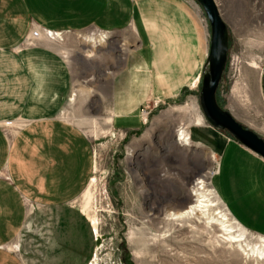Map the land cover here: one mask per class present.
I'll use <instances>...</instances> for the list:
<instances>
[{
  "label": "rangeland",
  "instance_id": "rangeland-1",
  "mask_svg": "<svg viewBox=\"0 0 264 264\" xmlns=\"http://www.w3.org/2000/svg\"><path fill=\"white\" fill-rule=\"evenodd\" d=\"M188 1L209 51V22ZM215 1L230 33L218 103L264 137V0ZM133 28L34 27L23 43L50 46L67 61L73 81L60 117L87 136L93 170L76 200L30 215L16 252L25 264H264V235L244 226L215 188L222 141L231 137L206 121L201 82L179 98L146 103L138 128L113 126V78L140 46Z\"/></svg>",
  "mask_w": 264,
  "mask_h": 264
},
{
  "label": "crops",
  "instance_id": "crops-1",
  "mask_svg": "<svg viewBox=\"0 0 264 264\" xmlns=\"http://www.w3.org/2000/svg\"><path fill=\"white\" fill-rule=\"evenodd\" d=\"M132 26L141 40L113 78L115 128H138L146 103L179 98L199 86L208 35L191 3L0 0V264H25L15 243L30 215L76 200L93 170L87 136L60 117L73 81L67 61L50 46L23 43L34 27L110 31ZM160 47L171 56L168 66L160 63ZM259 88L264 99V69ZM222 142L215 188L244 226L264 235V159L232 138Z\"/></svg>",
  "mask_w": 264,
  "mask_h": 264
},
{
  "label": "water",
  "instance_id": "water-1",
  "mask_svg": "<svg viewBox=\"0 0 264 264\" xmlns=\"http://www.w3.org/2000/svg\"><path fill=\"white\" fill-rule=\"evenodd\" d=\"M202 7L210 25V47L204 65L200 106L208 124L225 132L236 142L264 159V137L240 122L227 109L220 106L217 91L228 62L230 33L215 0H195Z\"/></svg>",
  "mask_w": 264,
  "mask_h": 264
},
{
  "label": "bare ground",
  "instance_id": "bare-ground-1",
  "mask_svg": "<svg viewBox=\"0 0 264 264\" xmlns=\"http://www.w3.org/2000/svg\"><path fill=\"white\" fill-rule=\"evenodd\" d=\"M49 35L52 36V35H53V32H50ZM201 182H202V180L199 179V181L197 182V184H200ZM199 189H202V190H203L202 186H201ZM201 201H205V200H201ZM208 206H211V205L204 204V207H208ZM192 207H194V205L191 206L190 208H192ZM187 212H189V211H186V212H184V213H187ZM173 216L177 217L178 214H173ZM231 239H233V242H238V241H239V239H236L235 237H231Z\"/></svg>",
  "mask_w": 264,
  "mask_h": 264
}]
</instances>
